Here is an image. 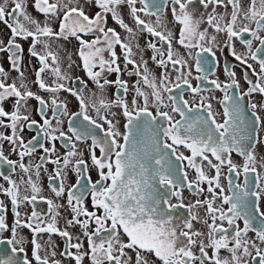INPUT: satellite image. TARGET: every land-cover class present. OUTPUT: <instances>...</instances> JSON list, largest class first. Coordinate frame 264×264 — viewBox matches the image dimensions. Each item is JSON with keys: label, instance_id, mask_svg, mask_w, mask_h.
Masks as SVG:
<instances>
[{"label": "snow or ice", "instance_id": "obj_1", "mask_svg": "<svg viewBox=\"0 0 264 264\" xmlns=\"http://www.w3.org/2000/svg\"><path fill=\"white\" fill-rule=\"evenodd\" d=\"M28 6L29 0H0V23L10 31L7 43L0 40L9 65L6 71L0 64V129H10V134L0 131V161L21 173L13 179L0 172L7 184H0V195L9 202L0 200V243L11 246L0 250V264H62V258L70 264L86 259L89 264H264V119L259 114L264 111V0H31L42 20L30 15ZM166 11L178 34L168 28ZM144 33L152 39L141 48L134 41ZM71 40L77 42L79 64L67 49L60 54V42ZM19 41H29L28 55L39 64L33 69L35 92L22 70L25 49ZM236 42L243 51L237 52ZM146 49L159 74L144 58ZM225 50L252 69L255 80L243 74L246 90L227 64V82L209 79L220 64L217 51ZM186 56L195 61L197 81L224 93L222 113L213 111L214 96L203 95L200 83L192 85ZM74 65L87 80L71 75ZM124 72L136 77L131 86ZM109 88L113 98L106 96ZM61 92L77 100V111H69ZM31 100L40 120L31 116ZM113 108L125 120L123 131ZM25 127L35 131L27 142ZM57 141L67 149L63 155ZM4 143L19 160L4 154ZM80 144L87 145V159ZM37 147L45 154L41 163L26 165L24 158ZM233 153L242 164L234 162ZM46 164L56 168L49 172ZM42 170L52 198L39 183ZM69 171L76 173L72 185L65 184ZM241 173L243 185L233 179ZM185 191L202 199L186 204ZM38 202L47 210H37ZM62 210L70 217L64 228L58 227ZM77 226L80 234L74 235L69 229ZM24 229L30 233L27 241ZM53 235L64 241L61 259ZM17 253L24 254L22 260Z\"/></svg>", "mask_w": 264, "mask_h": 264}, {"label": "flooded vegetation", "instance_id": "obj_2", "mask_svg": "<svg viewBox=\"0 0 264 264\" xmlns=\"http://www.w3.org/2000/svg\"><path fill=\"white\" fill-rule=\"evenodd\" d=\"M195 7H197V9L202 11V9H200V6L198 4L195 5ZM27 10H28L29 14L32 15L33 17H35L37 19H41V20L43 19V16L40 15L39 13H37L35 11V9L31 6V0H29V6H28ZM218 11H223V9L220 8V9H218ZM122 14L124 15V18H125L126 22H128L130 25H132V23H133L132 19H131L130 16L127 15V9L126 8L122 9ZM145 18L149 19L147 17H145ZM150 19L154 20L155 17H152ZM170 21H172L171 13H170V11H166L165 12V22L168 23ZM109 26H112L111 19H109ZM168 28L171 29L174 33L178 34V26H176L174 24V22L173 23H168ZM117 30L120 31L122 33V35L124 34L122 29L117 28ZM9 37H10V31L2 23H0V40H3L5 43H7V40H8ZM246 38L251 39V37L247 36V34H246ZM149 39H152V38L147 33H144L143 35H139L138 34V39L136 41H134V43H139L141 48H144L146 42ZM218 39H223V36L221 35L220 37H218ZM19 42L22 44V46L25 49L24 57H23L22 70L25 71L28 83L30 84L32 90L35 92V91H37V87L34 84H32V81L35 79L33 69L39 67V64H38V61L35 58L30 57L28 55L27 49H28V46H29V41H19ZM153 42H156V41L153 40ZM60 44L62 46L61 49L59 50L61 56L62 57L64 56V51L63 50L67 49V51L72 54V59L74 61H76V64H79L80 61H79L78 57L75 55V49L77 47V42L75 40H71V41H68V42L61 41ZM174 48H178L179 51L182 54L185 53V50L182 47H180L179 45H176L175 41H174ZM54 50H56V49H54ZM236 50H237V52L243 51L242 46L239 44V42H236ZM117 54L118 55L120 54L119 48H117ZM143 55H144L145 59L149 60L150 69L153 70L154 72H156L157 74H159V72L161 70L159 68H157L156 65L149 59V57L152 55L151 50L150 49H146L143 52ZM186 58L188 59L189 65L191 66L192 77L190 78V81H191L192 85L196 86L197 83H200L201 86L206 89V91L203 93V95H205V96H214L215 99L211 100V103H212V106H213V111L222 113L223 107L221 106L219 101L223 99L224 93L222 91L218 90V89H214L213 86L210 83H208V81H197L195 79V77H197L200 74L197 73V71H196L195 61L191 57H187L186 56ZM217 58H219L220 64H219V66L214 68L215 76L214 77H209V79L217 78L221 82H227V77H226V74L224 72L225 64H227L229 68H231L232 70H234L237 73V78L240 79V81H241L242 90H246L247 87H248V85L246 83H244V81H243V74H244L245 71H247V73L249 74V76L253 80L256 79V77L252 73V69H247L246 66H240L239 62L235 61L234 57H232L230 55V50H225L224 52L217 51ZM250 62L253 63V67L258 72L259 69H258V66H257L256 62H252V61H250ZM0 64H3V66H4L6 71L9 70V65L6 62V54L5 53H0ZM65 65H66V61H65ZM121 65L123 67V62L122 61H121ZM132 67L133 66L129 65L128 66V70L131 71ZM177 67H179V66H177ZM11 75L15 76L16 73L13 72V73H11ZM71 75L73 77H80L83 80H87V77L85 76L83 70L81 68H79V67H76L75 65L73 66V69L71 70ZM174 75L175 74H173V78H174ZM109 78L110 79H115V74L114 73L111 74ZM122 78L127 80L129 82L130 86L136 79L135 76H130L128 74V72H124ZM88 86H89V89H94V85H92L90 81L88 82ZM113 92H114V89L113 88H109L107 90L106 96L108 98H113ZM178 92H179V90H174L173 94H177ZM40 94L44 95L45 99H49L50 98L45 93H40ZM184 95H185V99L191 100V98H192L191 94L187 90H185ZM59 98L62 99V100L63 99L67 100L68 108H69L70 112L78 110V102H77V100L74 97L70 96L67 92H61L59 94ZM127 98L130 100L131 99V94H129V96ZM247 99H249V98H246V101H247ZM253 99L259 100V99H261V97L259 95H255L253 97ZM29 103H30V106H31V109H32V111H31L32 118L40 120L39 115L35 111V108L38 106L37 102L35 100H31ZM112 111H115L117 113L116 120L119 121L118 127L120 128L121 131H123L124 130L123 129V124L125 123V120L122 117V115L120 114V109L113 108ZM201 112H203V110H201ZM90 114L95 117V112L94 111L90 110ZM259 114L261 115L262 119H264V111H261ZM50 116H51V112L49 111V118H50ZM246 117L249 118V119L251 118L250 112H246ZM109 118H111V116H109ZM177 118H179V117H177ZM64 120H65L64 129L66 130L67 129V117H65ZM0 131H5V134H10V129L9 130L0 129ZM33 135H35V131L25 127V130L23 132V138H24L25 142L30 140ZM261 138L264 139V128L261 129ZM88 143H90V141H88ZM45 146H49L47 144V142H45ZM56 147H57V150H58V154H60V155H63L67 151V149H65L63 147V142L62 141H57L56 142ZM80 148L82 150H84V152H85L84 158L87 159L88 158V153H87V150H86L87 149V145L86 144H80ZM3 151H4V154L9 157V159H12L14 161L15 160H19V156L16 153L11 152L9 144L4 143ZM44 155L45 154H44L43 150L37 147L36 152L33 153L31 157L26 156L24 158L23 162L26 165L29 164V163L35 165V164L41 163L40 157L44 156ZM97 155H99L98 150H97ZM232 158H233L234 162H236L238 164H242V161H243L242 157H240L237 154L233 153L232 154ZM45 167H47L48 171L51 172V171H53L56 168V165H54V164H46ZM261 171H264V170H261ZM0 172H3V173L8 174V175H11L13 179H18L19 175L21 174L20 170L18 168H16V170L13 171L12 167L9 166L8 164H6L3 161H0ZM225 173H226V169H225ZM90 174L92 175L93 180L98 178L94 172H92ZM189 178L190 179L192 178V170H190V172H189ZM251 178L252 177L250 176V179ZM233 179H234V181L236 183H239L241 185H243V183H244V175H243V173H241V175L239 177H233ZM75 182H76V173L74 171H69L68 172V178L65 181V184L66 185H72ZM39 183H40V185L42 186V188L44 190L43 194L45 196H48L49 198H52V194L49 192V189H48V173L47 172H44L43 170L41 171V176H40V179H39ZM222 183L225 184V186L227 185V180L224 179L223 177H222ZM0 184H5V187H7V184L3 180L2 177H0ZM226 194L227 195H231V192H226ZM184 197H185V203L186 204L189 203L190 201L194 202L196 198H201L202 199V197H196L193 193H189L187 191L184 192ZM0 200H5L6 204L9 203L5 199V197L3 195H0ZM56 202L57 203H63L62 200H57ZM173 202H175V201H173ZM87 203L90 206V198H89V201H87ZM261 209L264 210V200L261 201ZM37 210L46 211L47 210V205L44 204V203L38 202ZM20 211H21V213L23 215L25 209L23 207H21ZM29 211H30V208H29ZM199 214L201 216H203L204 215V211L201 209ZM65 218H70V217L68 215V212L62 210L61 217L58 218V227H60V228H64L65 227ZM7 219H8L9 223L12 222V213H11V211H9L7 213ZM241 226H242V222H241ZM197 227H200V226L197 225ZM69 231L72 232L74 235H79L80 234V229H79L78 226L75 227V228H70ZM21 235L25 238L26 241L31 238L29 230H27V229H24L21 232ZM7 238H10V234L8 232H5L3 234V239L6 240ZM45 239H47L46 235H45ZM53 240L55 241V243L58 246L57 247V253H58L57 258L61 259V257H59V252L64 250V247H65L64 246V241H63L62 238H60L59 236H56V235H53ZM85 247H87L86 242H85ZM10 248H11V246L8 245V244L0 243V250L9 251ZM72 251H75V250L72 249ZM27 252H28L29 258H31L30 248L27 250ZM15 255H16V258L18 260H22V257H23L24 254L23 253H17ZM62 264H70L69 259L62 258ZM71 264H74V262H71ZM85 264H89L87 259L85 260Z\"/></svg>", "mask_w": 264, "mask_h": 264}]
</instances>
